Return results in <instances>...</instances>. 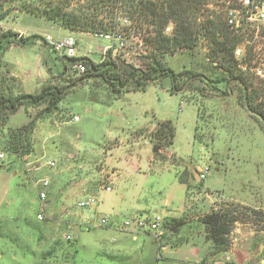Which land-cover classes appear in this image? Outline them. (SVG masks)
<instances>
[{"label":"rangeland","instance_id":"374dc122","mask_svg":"<svg viewBox=\"0 0 264 264\" xmlns=\"http://www.w3.org/2000/svg\"><path fill=\"white\" fill-rule=\"evenodd\" d=\"M86 2L72 0L71 8ZM217 2L210 8L221 16ZM0 22L5 25L3 31H23V37L32 39L25 46L12 44L3 53L0 90L5 95L39 93L45 85H68L82 74L46 43L44 34L56 39L72 34L80 42L78 56L86 54V45L92 48L89 57L95 61H101V48L110 44L95 37L94 31H106L101 28L67 31L26 13ZM109 30L119 33V29ZM133 34L126 37L125 48L116 51L124 54L119 65H142L145 44L132 38ZM249 39V66L255 61L257 65L264 58V32ZM213 48L201 36L193 49L166 54L165 65L184 73L175 86L170 78H159L145 91L118 97L112 88L118 87L117 81L89 79L72 89L56 112L38 118L30 139L32 151L27 155L9 148L10 132L29 123L31 115L41 114L43 107L22 106L5 124L0 119V151L4 154L0 163V237L4 240L0 251L5 254L0 264H233L226 254L212 259L214 248L202 235L200 219L220 205L248 206L240 202L261 201L264 206V123L246 108L239 82L222 69H213L212 64L220 59ZM232 68L256 87L263 86L257 102L264 105V77L249 68ZM190 73L199 76L194 79ZM169 121L175 127L174 142L155 153L153 145L165 143L158 136L159 129ZM48 160L56 166H48ZM180 176L188 178L189 190ZM45 178L50 186L43 203L35 182ZM90 195L96 196V205L79 207L78 202ZM211 198L216 207L211 208ZM38 213H43V219ZM156 215L165 220L161 244L148 232L116 227L126 218ZM102 216H108L114 226L86 229L89 220ZM174 218L186 221L179 232ZM237 224L256 231L249 219ZM257 233L264 240V232ZM194 239L191 246L200 250V258L173 248L188 246ZM258 246L253 249V264H264Z\"/></svg>","mask_w":264,"mask_h":264},{"label":"trees","instance_id":"16d2710c","mask_svg":"<svg viewBox=\"0 0 264 264\" xmlns=\"http://www.w3.org/2000/svg\"><path fill=\"white\" fill-rule=\"evenodd\" d=\"M72 0H0V20L8 17L17 18L19 14H30L57 24L65 30L89 32L96 29H119V32L141 33L146 43L152 47L151 55L144 58L143 66L136 68L133 65H119L108 53L104 61H95L87 56L68 57L73 66L78 61H84L86 71L79 77L70 80L68 85H45L39 93H19L5 95L0 90V119L6 123L11 114L16 113L22 106L43 107L41 114L30 116L29 123L10 132L9 148L16 154L31 153V135L33 134L38 118L50 115L58 110L60 102L72 89L84 84L93 77L118 82V87L112 86L117 96L131 91H145L148 85L159 78H170L173 86L184 73H176L167 67L163 61L166 54L178 50L193 49L201 36L214 44L213 53L219 57L213 69H222L240 84V91L246 108L258 116L264 123V105L257 102L262 89L249 82L242 73H234V48L240 39L233 34L221 16L216 15L210 4L216 0H86L87 5L72 7ZM219 2H217L218 4ZM7 4V7H5ZM127 15L132 24L121 25L119 18ZM214 15V18L211 16ZM107 20V21H106ZM175 23L174 35L171 38L163 34L164 27L170 22ZM32 39L20 37L13 31H0V65L3 53L12 45L25 46ZM192 78L199 75L190 73ZM159 138L164 144L155 143V153L160 148L172 145L175 138V127L172 123H163L159 129ZM169 144V145H167ZM181 183L190 188L188 178L179 177ZM240 208L243 210L241 211ZM251 220L257 232H264V210L250 206L235 205L234 203L219 209L213 208L200 219L205 229V237L211 242L214 253L229 252L232 247V232L236 224L242 220ZM175 231L186 223L185 219H172ZM245 223V222H243ZM263 242L262 237L256 239V244Z\"/></svg>","mask_w":264,"mask_h":264},{"label":"built area","instance_id":"2783aa9c","mask_svg":"<svg viewBox=\"0 0 264 264\" xmlns=\"http://www.w3.org/2000/svg\"><path fill=\"white\" fill-rule=\"evenodd\" d=\"M156 1V0H153ZM218 3L220 9V14L222 19L224 20L225 24L229 27V29L236 35L240 41L235 46L233 54L234 59L237 62V65L242 70H247L249 68L250 71L263 76L264 77V58L258 62L257 65L255 63L251 66L248 62V46L252 43L249 39L250 35L254 37H258L260 33L264 32V0H219ZM213 6V5H209ZM214 18V15L211 16ZM120 22H123L124 25L132 24V21L127 15H123L119 18ZM3 27L2 22H0V27ZM0 28V31L2 30ZM7 28V27H4ZM175 30V23L170 21L163 29V34L171 38L174 35ZM3 31V30H2ZM118 31V30H117ZM119 32V31H118ZM134 34L133 37L140 38L142 42L145 44V55L140 58L142 65L135 66L133 63H126L129 65H133L136 68H141L143 66L144 58L148 55H151L152 47L149 46L144 38L141 36V33L136 31H131ZM26 32L20 31L19 36H24ZM131 33L126 32H119L118 35L112 32V30L108 31H94V35L98 39L106 40L110 42L108 46L101 48L102 58L101 61H104L107 58L109 52L112 54V58L115 61H120L124 59L122 56L124 54L117 55L116 51L118 48L124 49L125 48V39L126 37L129 38ZM142 37V38H141ZM44 39L46 43L53 48L54 51L60 53L62 55L68 57H80L77 54L78 47L80 45L79 40L73 36L72 34L67 35L61 39H56L51 34H44ZM86 54L84 56L89 57V54L93 52L92 48H88L84 45ZM125 62L127 60L125 59ZM73 68L79 72L84 73L86 71V64L84 61H78L73 65ZM76 120L78 116L74 117ZM4 158V154L0 151V163ZM48 166L55 167L56 162L54 160H48L46 162ZM200 177L204 178L205 173L200 171ZM35 186L39 188V197L41 201H44L48 197V187L50 186V180L48 178L42 179L41 181L35 182ZM106 189L108 191L111 190V186H107ZM97 203L96 196H87L85 199H82L78 202L79 207H93ZM38 218L43 219V213H38ZM86 229L90 230L93 228L101 227V226H114V224L110 221L108 216H102L98 221L89 220L86 223ZM117 228L134 232L135 230L144 231L152 234L159 243H162V240L165 236L166 226L165 220L161 215H156L153 217H146V218H126L123 222L119 225H116ZM71 236L69 235L68 238ZM227 259H231L227 257ZM217 264V262H215Z\"/></svg>","mask_w":264,"mask_h":264},{"label":"crops","instance_id":"0c3cea01","mask_svg":"<svg viewBox=\"0 0 264 264\" xmlns=\"http://www.w3.org/2000/svg\"><path fill=\"white\" fill-rule=\"evenodd\" d=\"M211 200H212L211 201V208L216 207L214 199L211 198ZM218 200H219L218 202L223 201L220 199H218ZM240 203L246 204L248 206H252L255 208H261L264 210V206L262 205L261 201L258 202V204H251V203H247V202H240ZM111 222L114 224L113 221H111ZM116 225H119V224L117 223ZM202 230H203L202 235L205 237L204 227H202ZM233 232H234V235H233L234 239H233L232 247L229 250V252L222 253V254H215L214 250H213L211 252L212 259L215 260L218 256L220 257V255L226 254V255H230L232 257L231 260H232L233 264H247V263L253 264L255 259H253L254 257L252 254H253L254 246L256 244V239L258 238V237H256L257 231L252 230V228L246 229V228H244L243 225L237 224L235 226ZM0 241H4L2 239V237H0ZM194 241H195V239L192 240V242H188V244H189L188 246H184L182 244H179L177 246H174L173 248L175 251H182V252H185L186 255H192L195 257L197 256L200 258L201 257L200 256V250H197V248L195 246H191L192 244L194 245V243H195ZM258 247H259V251H260L259 254H260V256H262L264 253V240H263V242L259 243ZM183 249H184V251H183ZM244 249L246 250L245 254L242 252ZM4 256H5L4 252L0 251V259H3Z\"/></svg>","mask_w":264,"mask_h":264},{"label":"water","instance_id":"95a60500","mask_svg":"<svg viewBox=\"0 0 264 264\" xmlns=\"http://www.w3.org/2000/svg\"><path fill=\"white\" fill-rule=\"evenodd\" d=\"M196 176L198 177V174ZM198 180H200L199 177H198Z\"/></svg>","mask_w":264,"mask_h":264}]
</instances>
